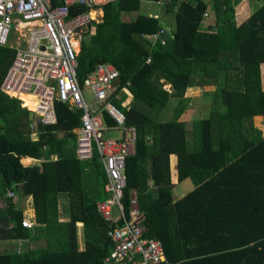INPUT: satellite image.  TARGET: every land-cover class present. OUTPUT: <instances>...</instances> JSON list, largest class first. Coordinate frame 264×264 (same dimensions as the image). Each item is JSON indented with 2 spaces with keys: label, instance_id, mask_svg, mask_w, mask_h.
I'll return each mask as SVG.
<instances>
[{
  "label": "trees",
  "instance_id": "trees-1",
  "mask_svg": "<svg viewBox=\"0 0 264 264\" xmlns=\"http://www.w3.org/2000/svg\"><path fill=\"white\" fill-rule=\"evenodd\" d=\"M141 1L101 4L103 14L88 24L76 56L80 84L100 62L119 71V97L113 101L137 130L134 154L125 159L124 202L134 191L144 223L162 244L164 264H264V134L251 122L252 115H264V0L242 20L234 15L232 0H164L173 27L163 43L143 36L155 32L160 20L154 13H140ZM210 7L214 22L203 24ZM123 14L132 17L124 20ZM8 45L25 46L15 29ZM15 53L0 47V84ZM207 84L223 109L214 99L208 116L192 122L188 141L179 119L186 104L183 93L188 86ZM124 86L132 95L127 107L121 105ZM173 98L172 116L162 120ZM53 109L54 124H39L37 139L31 140L30 111L0 89V264H102L113 247L110 227L96 208L107 195L103 165L96 152L85 161L72 150L71 130L79 126L80 111L59 101ZM105 122L114 125L107 113ZM58 132L64 137L57 138ZM50 154L56 159L49 160ZM171 154L178 181L190 177L195 187L178 199L172 196ZM22 157L39 159L40 165L23 164ZM9 187L32 195L33 228L22 227L23 210L8 198ZM58 191L68 192V217L61 222ZM76 222L90 228L81 249ZM47 229L58 230L57 251L47 247ZM20 238L32 247L22 252L3 248V241Z\"/></svg>",
  "mask_w": 264,
  "mask_h": 264
},
{
  "label": "built area",
  "instance_id": "built-area-1",
  "mask_svg": "<svg viewBox=\"0 0 264 264\" xmlns=\"http://www.w3.org/2000/svg\"><path fill=\"white\" fill-rule=\"evenodd\" d=\"M110 1L116 0H0V47L16 52L0 89L30 111L29 126L33 130L38 122L53 124L54 101L80 111L74 156L87 160L96 152L107 176L104 183L107 195L96 201V208L108 223L107 234L114 244L102 257V264H164L162 244L144 223L134 191H129L127 204L124 202L125 159L134 154L137 130L127 124L125 112L113 101L118 96L119 71L110 62H100L82 84L77 79L76 56L83 34L91 21L100 19L96 14L97 7L101 9V4ZM74 5L85 9L75 10ZM89 8L95 9L92 17ZM207 14V11L203 12L204 17ZM14 16L23 22L38 21L26 33L24 49L8 45ZM166 34L169 35L166 26L160 24L155 32L143 36L151 43H163ZM149 60L148 57L146 61ZM84 88L90 92L91 100L86 99ZM164 88L171 91L169 84ZM120 91L127 92L128 89L124 86ZM25 97L32 101V107ZM105 113L114 122L112 129L119 131L118 138L105 139L108 128ZM7 196L12 203L16 202L17 194L12 187L7 188ZM3 204L1 200L0 206ZM33 224L31 217H22V227L31 228ZM17 244L16 251L20 252L21 240Z\"/></svg>",
  "mask_w": 264,
  "mask_h": 264
},
{
  "label": "crops",
  "instance_id": "crops-1",
  "mask_svg": "<svg viewBox=\"0 0 264 264\" xmlns=\"http://www.w3.org/2000/svg\"><path fill=\"white\" fill-rule=\"evenodd\" d=\"M146 1L150 2L149 0H146ZM159 1L160 0L156 1L155 3L161 5L162 3ZM232 1L234 3V6H233L234 7V15L239 20L244 19L253 9H255L259 5V0H255L254 4H252L249 0H236V1L232 0ZM242 10L244 11V13H241ZM162 12H164V11H163V8L161 7L160 11H156V10L152 11V12L148 11L147 13H150V14L154 13L157 16H159V20H160L159 23L166 26L168 34L170 35L171 34L170 27L168 25H166L164 23V21H162V19H161L162 17H160ZM168 13H169V11H168ZM96 14L98 15V17L101 18L102 14H103L102 9L96 10ZM123 15H128V14H123ZM203 21H202L203 24L205 22L213 24L214 18L212 17V18L206 19L203 17ZM79 49H80V47H79ZM263 71H264V65L261 66V83H260V85H261L262 89H264V74L262 73ZM206 88H207V85L188 86V87H186V89L183 93V98L186 99V104H185L183 110L181 111V113L179 115V119L185 122V128L187 130V140L188 141H191L192 122L194 120L200 119V117H192V115L193 114L195 115L196 113L199 112L200 107H198V106H199L200 102H202L201 98L203 99V103H204L205 98L203 97L202 92L204 90H206ZM124 93L126 94V97L124 98V100H122L121 103L125 104V106L127 107L131 101L132 95L129 91L124 92ZM116 97H119V96H116ZM171 101L174 102V104L176 105V98H173ZM67 108L70 109L69 107H67ZM70 110H74V109H70ZM184 116H188V117H184ZM31 117H32V114L29 117V124H30V118ZM258 118H259V120L263 121V122H261L260 126H256L257 124L255 125V122H254V119H258ZM162 120H164V119H162ZM54 122H53V124H54ZM251 122H252V126L255 127L256 129H258L261 135L264 134V130L262 129L264 127V115H262V114L252 115ZM39 124H40V122H38V124L36 125L35 130L31 129L29 126V129H30L29 138L31 140L37 139V136H38L37 126ZM53 124H47V125H53ZM43 126H46V125H43ZM77 128L78 127L73 128L71 130V133L75 135V138L73 139V148H72L73 154H74L76 129ZM107 131H115V130L112 129L111 126H108V128L105 132H107ZM56 137L62 138V137H64V134L61 132H58V133H56ZM67 140H69V139H67ZM23 159L25 160V162H23L24 161ZM55 159H56L55 154L49 155V160H55ZM78 160H84V159H78ZM87 160H89V159H87ZM87 160H85V161H87ZM20 161L23 164L37 163L38 165H40L39 159H34L31 157H22L20 159ZM105 175H106V172H105ZM170 178H171V182H172V196L174 199H178V198L182 197L188 191H191L195 188L193 180L190 177H187V178H184V179L178 181L177 171H176V156L174 154L170 155ZM106 179H107V176H106ZM103 188H104V186H103ZM18 195L19 194H17V199L15 202V205L23 210V216L31 217V220L34 222L33 226H35L36 225L35 210H34L32 195H30V194L19 195V196ZM20 196H21V198H20ZM99 199H101V198H99ZM56 202H57V209H58V220L60 222L65 221L68 217V192L67 191H58L56 193ZM75 225H76L77 245H78V248L81 249L82 245H83V239H88L90 237V228L87 224L81 223V222H76ZM33 226L31 228H33ZM31 228H28V229H31ZM55 232H56V229H51V230L47 229L48 234H47L46 244H47V247L50 251H57L59 249V243H58V240L56 239V236L58 237V230H57V233H55ZM18 240H21L20 252L26 251V249H28V247H30L27 245L31 242H29L27 239H21V238L20 239H9V240H5V242H7L6 244L12 242V245H14V247H15L14 251H16L17 247H18V244H17ZM8 250L13 251L10 248H8Z\"/></svg>",
  "mask_w": 264,
  "mask_h": 264
},
{
  "label": "rangeland",
  "instance_id": "rangeland-1",
  "mask_svg": "<svg viewBox=\"0 0 264 264\" xmlns=\"http://www.w3.org/2000/svg\"><path fill=\"white\" fill-rule=\"evenodd\" d=\"M208 1H212V0H208ZM252 4H254V1L255 0H249ZM159 2H164V0H160ZM162 7V5H159L157 3H155L154 1H150V2H147L146 0H142L141 1V4H140V9H139V12L140 13H147L148 11L152 12V11H160V8ZM99 7H97V10H98ZM208 14L205 15L204 18H212L213 15H214V12L212 11L211 7L208 9ZM241 13H244V11L242 10ZM132 16H130L129 14L128 15H123L122 18L124 20H129ZM160 17H162V21H164V23L166 25H168L170 27V29H172L173 27V18H172V13L171 12H162ZM84 35V34H83ZM264 74V71L262 72ZM260 79H261V69H260ZM261 82V81H260ZM84 91V95L86 97L87 100H91V95H90V92L88 91V89L84 88L83 89ZM202 91V90H201ZM202 95L203 97L205 98L204 100V103H203V99L201 98V101L199 106V112L196 113L195 115L193 114L192 117H200V118H206L209 114V111L212 107V104L214 102V99L215 101L217 100V98L215 97V91H214V88L211 84H207V88L206 90H204L202 92ZM217 102H219V100H217ZM173 103V104H172ZM175 104L174 102L171 101V103L168 104L167 107H165V109L163 110V112L160 114V118L161 119H169L171 116H172V113H173V108H174ZM218 106H220V108L223 109L222 105H220V102L218 103ZM202 110V111H201ZM181 117V116H180ZM184 117H188V116H184ZM258 119H254V122H255V125L256 126H260L261 120ZM191 129V128H190ZM264 130V127L262 128ZM119 131L115 130V131H107L105 132V139H114V138H118L119 137ZM25 162V160L23 161ZM19 196V195H18ZM21 198V196H20ZM113 212L115 213V208L113 210ZM7 242L3 241L2 242V246L4 249L8 250V248H10L11 250H15V247L14 245H12V242L11 243H8L6 244ZM27 246H30L32 247V243H29Z\"/></svg>",
  "mask_w": 264,
  "mask_h": 264
},
{
  "label": "bare ground",
  "instance_id": "bare-ground-1",
  "mask_svg": "<svg viewBox=\"0 0 264 264\" xmlns=\"http://www.w3.org/2000/svg\"><path fill=\"white\" fill-rule=\"evenodd\" d=\"M90 17L95 14V9L89 8L88 9ZM38 24V21H32V22H23L21 21L17 16H14V23L12 30L15 29V31L20 35V37L24 40L25 46H26V33L29 31L30 27L36 26ZM11 30V33H12ZM11 33L9 35V38L11 36ZM76 46V44H74ZM23 47V49L25 48ZM26 98V97H25ZM26 103L32 107V101L29 100V98H26Z\"/></svg>",
  "mask_w": 264,
  "mask_h": 264
},
{
  "label": "water",
  "instance_id": "water-1",
  "mask_svg": "<svg viewBox=\"0 0 264 264\" xmlns=\"http://www.w3.org/2000/svg\"><path fill=\"white\" fill-rule=\"evenodd\" d=\"M31 116V113H29V117Z\"/></svg>",
  "mask_w": 264,
  "mask_h": 264
}]
</instances>
